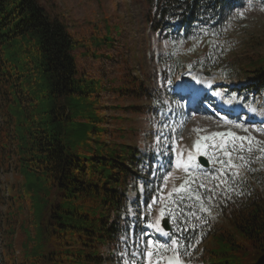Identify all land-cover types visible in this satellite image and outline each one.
Returning a JSON list of instances; mask_svg holds the SVG:
<instances>
[{"label": "trees", "instance_id": "obj_1", "mask_svg": "<svg viewBox=\"0 0 264 264\" xmlns=\"http://www.w3.org/2000/svg\"><path fill=\"white\" fill-rule=\"evenodd\" d=\"M242 1L142 0L148 34L193 45L191 58L173 50L156 55V90L133 80L107 88L80 74L74 52L92 49L97 58L122 34L118 23L105 18L103 30L95 25L78 40L38 0H0V177L8 183L0 182V264H142L149 239L153 264H164L177 255L170 237L181 253L187 249L182 264H264L262 156L239 151L210 161L200 146L209 168H192L164 188L174 125L183 116L172 111L178 77L214 74L222 80L215 89L228 99L264 93V42L229 50L220 41ZM103 90L144 99L139 112L157 126L150 150L145 141L128 144L124 129L107 128ZM230 158L239 167L229 174L219 161ZM164 218L172 225L164 239L145 234ZM18 232L24 239L16 248Z\"/></svg>", "mask_w": 264, "mask_h": 264}, {"label": "rangeland", "instance_id": "obj_2", "mask_svg": "<svg viewBox=\"0 0 264 264\" xmlns=\"http://www.w3.org/2000/svg\"><path fill=\"white\" fill-rule=\"evenodd\" d=\"M38 2L51 18L61 20L78 40L89 38L95 25H99L103 30L102 24L105 18L111 23H118L122 34L113 35V46L100 49L97 58L90 55L92 49L88 53H84L82 49L74 52L80 74L101 78L107 88H118L121 83L133 80L135 84L140 83L157 90L155 72L158 65L157 61L155 63L153 60L157 58L156 55L162 56L173 50L183 59L192 57V44H173L164 39L161 33L151 36L146 32L142 0H38ZM232 18L233 22L224 29V36L220 40L226 49H235L240 43L247 41L264 42V2L262 0H243L234 8ZM194 45L199 51L203 48L202 43L198 41ZM246 51L243 48L238 52ZM199 72L189 71L173 83L175 86L172 94L176 95L180 88L183 91L187 89L190 96H187L188 98L177 96V103L172 107L175 116H178L181 110L183 116H178L174 125L177 135L172 136L171 140L170 163L167 162L168 170L164 175L167 177L165 190L179 183L190 169L203 170L197 162V158L201 155L197 150L198 141L200 146L206 145L211 152L208 153L210 161L225 155L226 151L232 149L233 144L237 149H240L243 144L244 150L240 152H245L247 155L255 153L264 158V93L253 94L248 100H242L238 95L228 99L214 89L221 84L216 75L206 76L202 72L200 75ZM109 80L114 82L109 83ZM206 83H210L209 87ZM99 96L98 101L105 112L101 118L108 120L107 128L124 129L128 144L136 147L137 144L145 141L148 144L147 150H150V145L154 144L152 136L157 126L149 120V115L139 112V109L145 106L144 99L134 96L120 98L119 94L108 90H103ZM198 97L200 102L199 99L197 100ZM194 98L196 103L191 105ZM238 124L242 127H237ZM168 127L169 124L165 128ZM216 133L223 135H213ZM228 133L233 135L229 136ZM205 137L208 139H204ZM249 144H251V152L247 151ZM234 152L239 151H231V156ZM189 156L193 159L190 160ZM125 166L130 168L129 165ZM133 173L137 175L136 171ZM148 177L146 173L143 176L146 181L149 180ZM8 178L10 182L15 181L12 174H9ZM0 180L8 184L6 177L1 176ZM134 203L138 206L137 201ZM135 209L139 213V208L135 207ZM148 209L145 207L143 212L146 214ZM154 209L149 214L150 217ZM157 227V230L148 228L145 234L150 236L155 233L159 238L166 237L167 233L161 226L158 224ZM17 237L19 239L16 238L17 243L14 245L16 248L20 247V237L24 239L20 232ZM0 246H2L1 241ZM146 249L145 258H142L141 262L153 264L151 258L154 252L153 244L149 243ZM174 259L169 258L164 264H169V261Z\"/></svg>", "mask_w": 264, "mask_h": 264}, {"label": "snow or ice", "instance_id": "obj_3", "mask_svg": "<svg viewBox=\"0 0 264 264\" xmlns=\"http://www.w3.org/2000/svg\"><path fill=\"white\" fill-rule=\"evenodd\" d=\"M262 2H264V0H262ZM241 15H242V14H241ZM236 126H237V127H242V126L239 125V124L236 125ZM213 135H223V134L216 133V134H213ZM227 135L232 136L233 134H232V133H228ZM204 139H208V137H205ZM237 139H241V140H243L244 138H237ZM197 150H198V151L200 150L199 141L197 142ZM243 150H244V148H243V144H241L240 149H237L236 146H235V144H233L232 149H231L230 151H226V152H225V155H226V156H230V152H231V151H243ZM247 151H249V152L252 151L251 144H249ZM238 158L241 159L242 161H244L245 164L248 163V161L246 160V158H245L243 155H240ZM189 159L191 160V159H193V157L189 156ZM219 162H220L221 164L225 165V167L229 170V174H230V170H231L232 168L239 167V166H237V165L232 164L231 158H230L227 162H225V161H219ZM241 166H243V165H241ZM185 167H186V166H185ZM165 181H167V177H165ZM202 186H203V185H202ZM183 188H184V185H181V188H180V189H177L176 191L183 190ZM210 198H211V197H209V199H210ZM162 211H163V210H162ZM170 239H171V245H172V246H176V247L172 248V250L175 251L177 255H176V258H175L174 260L169 261V264H182V261H181L180 257H181L182 255H184V254H187V249H185L184 253H181V252L179 251V249H180V247H183V245H179V242H178V240H176V239H172L171 237H170ZM197 242H198V241H197ZM148 243L151 244L152 242L149 241ZM159 247L163 248L164 245H159ZM148 255H151V253H148Z\"/></svg>", "mask_w": 264, "mask_h": 264}, {"label": "water", "instance_id": "obj_4", "mask_svg": "<svg viewBox=\"0 0 264 264\" xmlns=\"http://www.w3.org/2000/svg\"><path fill=\"white\" fill-rule=\"evenodd\" d=\"M198 163L204 167V168H208L209 167V162L203 157V156H199L198 157ZM170 223H169V220L167 218H164L162 220V228L166 231V232H169L171 230V227H170Z\"/></svg>", "mask_w": 264, "mask_h": 264}, {"label": "bare ground", "instance_id": "obj_5", "mask_svg": "<svg viewBox=\"0 0 264 264\" xmlns=\"http://www.w3.org/2000/svg\"><path fill=\"white\" fill-rule=\"evenodd\" d=\"M199 72V71H198ZM199 74L201 75V73L199 72ZM204 78V77H203ZM204 79H206V78H204ZM207 80V79H206ZM221 82V81H220ZM207 84V86L209 87V85H210V83H206ZM206 86V87H207ZM235 86H238V84H236ZM202 87V86H201ZM178 93L179 94H181V96H187L188 95V93H187V89H186V91H183V90H181L180 88H178ZM188 96H190V95H188ZM196 96H198V92H196ZM196 96H194L195 98H196ZM195 98L194 99H192V101H193V103L191 104V105H193L194 103H196V101H195ZM199 99V97L197 98V100ZM199 101H200V99H199ZM225 105H227V104H225ZM228 106V105H227ZM121 134V133H120Z\"/></svg>", "mask_w": 264, "mask_h": 264}]
</instances>
